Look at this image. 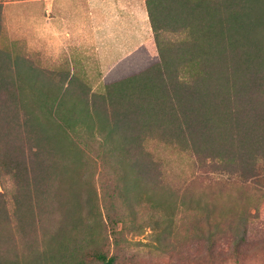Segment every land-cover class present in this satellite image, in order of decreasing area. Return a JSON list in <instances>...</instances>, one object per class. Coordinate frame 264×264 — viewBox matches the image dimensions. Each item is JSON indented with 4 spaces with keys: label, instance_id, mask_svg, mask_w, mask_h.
<instances>
[{
    "label": "trees",
    "instance_id": "16d2710c",
    "mask_svg": "<svg viewBox=\"0 0 264 264\" xmlns=\"http://www.w3.org/2000/svg\"><path fill=\"white\" fill-rule=\"evenodd\" d=\"M145 8L155 61L140 60L138 48L101 91L78 99L67 95L72 78L59 95L39 89L36 101L46 121L57 120L58 140L26 108L23 83L12 76L16 62L0 49V122L9 126L0 124V264H114L110 247L123 230L141 236L149 229L160 249L172 235L176 200L203 213L204 263L264 254V238L250 240L245 212L224 225L212 221L210 202L185 200L194 172L264 193V0H145ZM71 133L102 138L115 173L109 206L81 190L74 171L82 151L70 145ZM160 148L194 168L180 195L167 193ZM57 156L68 186L59 209L48 188V163ZM141 202L158 216L144 222L134 208Z\"/></svg>",
    "mask_w": 264,
    "mask_h": 264
},
{
    "label": "rangeland",
    "instance_id": "374dc122",
    "mask_svg": "<svg viewBox=\"0 0 264 264\" xmlns=\"http://www.w3.org/2000/svg\"><path fill=\"white\" fill-rule=\"evenodd\" d=\"M79 2V0H56L53 8L46 2H17L15 5L7 7L8 10L14 8L22 17L30 20L43 33L45 39L37 38L35 35H4L1 18L0 49L10 54L13 61L16 62L12 76L16 81L23 83L24 89L21 92V98H23L28 111L38 118L39 128L53 134V140L60 139L61 132L56 119L51 122L45 120V116L36 101V97L39 96V89H46L49 91V95H59L62 83L68 78H72L73 83L67 95L71 99L82 98L101 91V86L110 82L108 80L110 74L117 70L119 64L126 65L128 61L126 59L129 55L128 51L125 53L107 49L97 51L93 40L90 50L85 52L84 59L80 57L81 55L77 50H73L75 46L73 42L69 41V37L65 33L67 31L71 33V29L78 24H85L87 21L86 13ZM144 5L145 0H141V6L144 7ZM121 10L120 13L123 15L119 19L113 17L109 11L103 16L102 26L99 29L102 30L105 47H108L111 39L109 34L111 23L117 21L118 25L120 24L118 28L112 25V29L118 30L119 33L127 29V11H123V7ZM141 17L140 15L141 39L140 45L136 48H140L139 59L148 58L155 61L157 51L149 19ZM145 21L147 22L146 26L143 23ZM53 28L57 33L56 35L50 33ZM122 34L119 36L123 37ZM73 103L75 114L78 115L81 107L76 102ZM61 109L66 112L70 107L64 105ZM0 124L3 127H9L3 122ZM70 136L71 139L73 138L71 143L70 139L68 140L70 145L74 143L72 146L76 144L82 151L79 154L81 167L77 172L74 171V174H78L81 178V190L86 195L89 193L93 201H97L100 207L109 206V203L116 196L115 173L109 167L112 166V163L108 160L110 157L105 156L102 138L95 135L90 139L75 133H71ZM85 142L89 143V146H84ZM62 143V148L68 150L71 157H74L67 142ZM159 150L166 160L168 179L172 182L170 183L171 188H169L172 192L168 191L167 193L176 192L178 194L179 192L178 195H180L186 185L181 181L184 178H189L194 172V168L187 158L161 148ZM79 155L77 153L76 156ZM61 163L58 156L48 163V167L53 173L48 188L54 195L57 209H59V199L63 200L61 195L66 196L68 194V186L64 179L65 176L62 175ZM107 163L110 165L108 166ZM69 172L70 175H73V171ZM194 175L196 178L191 183L190 193L185 198L186 201L194 200L201 206L205 201L210 202L208 204L213 209L212 221L214 223L222 221L224 225L230 222L232 217L245 212L249 218L251 242L260 241V238H264V193H258L251 186L244 187L240 183L235 184L233 188L228 187L222 182L215 181L217 180L215 176H213V180L209 174L203 172H194ZM219 177L221 178V176ZM136 197L137 195H135ZM170 199L175 200L176 195L171 196ZM175 203L176 216L172 225V235L165 240L164 246L160 249L155 248L149 229H146L141 236H134L123 230L116 238L117 246L110 247V251L114 255V264H206L204 263L205 244L202 230L207 227V223H205L202 211L197 209L186 210V205H179L178 200ZM134 208L144 222H147L146 218L158 216L145 202L136 204ZM224 264L237 263L227 261ZM241 264H264V254H251L247 261Z\"/></svg>",
    "mask_w": 264,
    "mask_h": 264
},
{
    "label": "crops",
    "instance_id": "0c3cea01",
    "mask_svg": "<svg viewBox=\"0 0 264 264\" xmlns=\"http://www.w3.org/2000/svg\"><path fill=\"white\" fill-rule=\"evenodd\" d=\"M56 0H0L1 5V18H2V31L4 35H35L37 38L45 39L43 33L39 31L33 23L26 19V17H22L18 12L15 11L14 8L8 10L7 7L9 5H15L17 2H27V3H39L46 2L50 5H53ZM79 5L82 7L86 13L87 21L85 24H78L76 27L71 29V33L67 31L65 35L69 37V41L74 44V51H78L80 53V57L82 59L85 58V52L90 50V47L95 44V49L97 51L113 50V51H122L125 53L128 51L130 54L134 50H136L137 46L140 45L141 32H140V15L141 18L147 19V13L145 5L141 6V0H79ZM123 7V11H127V29H124L121 33H123V37L119 35L121 33L116 29H112V25L114 27H120L118 22H113L109 26L111 29L109 30V34L111 35V39L109 41L108 47H105V42L103 41L102 35V20L103 16L106 12H110L113 17L120 18L123 14L120 13L121 8ZM122 11V10H121ZM59 13V12H58ZM139 14V15H138ZM70 16L72 14L70 13ZM147 21V20H146ZM143 22L146 26L147 22ZM17 24V25H16ZM1 31V32H2ZM2 32V33H3ZM52 35H56L55 29L53 28L50 32ZM3 35V34H2ZM1 35V36H2ZM93 35V38H92ZM27 39V38H23ZM93 40V42H92Z\"/></svg>",
    "mask_w": 264,
    "mask_h": 264
}]
</instances>
